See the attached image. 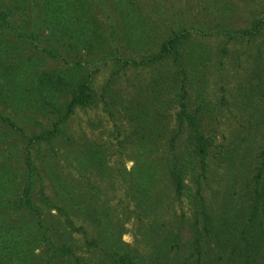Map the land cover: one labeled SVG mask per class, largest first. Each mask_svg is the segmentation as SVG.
<instances>
[{
    "label": "rangeland",
    "instance_id": "obj_1",
    "mask_svg": "<svg viewBox=\"0 0 264 264\" xmlns=\"http://www.w3.org/2000/svg\"><path fill=\"white\" fill-rule=\"evenodd\" d=\"M85 1L87 13L66 22L67 28L50 26L35 1L13 10L19 20H23L21 13L27 14L26 24H0V72L10 66L23 74L30 69L56 71L71 83L83 78L94 95L89 105L76 107L59 124L61 134L50 141L33 136L52 129L57 117L19 99L22 93L15 98L6 92L0 97V112L22 129L12 130L9 139L0 143V172L16 180L14 188L12 183L5 186L9 196L0 213L4 220L22 223L21 236L31 241L27 248L33 249V264L48 260L36 236L38 217L23 204L26 196L40 210L50 238L69 244L82 259L80 264H109L105 249L112 247L136 253L144 264H182L186 259L194 264L190 228L195 215L201 227V210L216 225L240 210L241 222L250 210L254 178L264 159V27L253 39L239 37L253 20L263 17L264 0ZM0 3L6 11L11 0ZM173 32H188L205 55L202 63L195 64L194 75L185 73L189 95L199 94L207 106L201 123L210 142L203 164L197 161L187 171L195 172L199 186L186 179L181 196L168 173L173 153L183 159L189 151L187 131L173 147L168 143L176 125L175 108L165 114L164 137L140 146L131 137L121 145L126 119L111 118L105 110L110 95L133 99L140 86L146 90L147 82L159 72L163 75L172 69L167 62L145 68L124 61L139 62L158 52ZM2 83L20 91L0 77ZM70 91L68 85L59 101H68ZM0 128L9 130L1 121ZM143 172L154 177L149 187ZM27 176L30 190L24 193ZM196 188L203 202L198 209L186 195L188 190L193 196ZM164 241L167 245L161 249ZM229 244L219 247L209 241L204 260L232 264ZM73 258L57 262L75 264Z\"/></svg>",
    "mask_w": 264,
    "mask_h": 264
},
{
    "label": "trees",
    "instance_id": "obj_2",
    "mask_svg": "<svg viewBox=\"0 0 264 264\" xmlns=\"http://www.w3.org/2000/svg\"><path fill=\"white\" fill-rule=\"evenodd\" d=\"M30 1L39 3L42 18L49 21L50 26L53 24L55 26L59 25L60 29L62 25L67 28L66 22L72 21L74 17L77 18L81 13H87L88 9L85 0H11V4H7L6 11L0 3V24L5 27L10 26L11 21L17 23V25L20 22L26 24L27 14L21 13L23 20H19L18 17H14L12 14H17L13 10H19V8L27 6ZM7 12L12 19L7 17ZM263 27L264 14L262 18L253 20L249 28L242 30L239 37L253 39L260 35ZM89 42L88 46H91ZM85 44L87 43L84 42L83 45ZM202 53L198 48V44L191 41L188 32H173L160 43L158 52L142 57L139 62L124 61L127 65L133 64L131 66L145 68L167 62L171 64L172 69L163 72V75L159 72L152 81L147 82L145 85L146 90L140 86L136 92L137 97L134 96L133 99H123L118 94L117 96L110 95L107 102H105V110L111 118L126 119L127 124H124L127 125V129H125L123 135L120 133L121 140L119 142L121 145H124L127 137H131L133 141H136L137 146L164 137L163 132L167 127V120H164L165 114L167 115L171 108H175L176 125L172 129L174 133L170 134L168 143L173 147L182 132L187 131L186 146L189 149L187 158L182 159L181 155L177 156L173 153L172 160L168 165L170 180L179 196L184 192L186 179H192L199 186L198 176L195 172L187 171L192 170L197 161L203 164V158L206 156L210 144L201 123V113L207 106H205L199 94L189 95L186 83L187 73H185L186 71L192 75L196 73L195 64L202 63L205 57ZM0 77L10 82L12 86L20 88L19 92H13L9 89L12 88L9 84L2 83L0 84V97L4 96L6 92H11L13 97L16 98L22 93L23 97L19 99H27L37 111L47 110L54 117H57V121L52 124V129H42L39 134L33 136V139L37 140L50 141L54 137L58 138L61 134L59 124L68 119L76 107L87 106L94 99L90 88L84 86L83 78L71 83L68 82L66 76L56 71L30 69L26 74H23L20 68L15 70L13 66H10L0 72ZM68 85L71 88V97L64 103L60 102L59 96ZM20 102L24 101L21 100ZM0 121L9 128L7 131L0 128V143H4L9 139L8 136L9 133L12 134V130H22L16 125L12 117L1 112ZM262 156L264 157V152ZM26 162L29 166L30 160L27 159ZM257 169L254 178L255 186L251 194L252 198H250V203L247 206L250 210L247 209L248 212L242 217L241 222L238 221L242 214L240 210H235V215L228 214V216L222 217L217 225L213 220L211 221L209 214L201 210V217L203 218L201 227L199 226L200 220L197 218L198 214L195 215L190 228L192 243L196 250L193 258L194 264H211L206 259L204 260V256L208 258V251L204 246H208L209 241L212 240L217 246L223 247L225 244L231 243L229 241L233 235L238 239L234 240L232 238L234 241L229 244L232 245L230 253L233 255L231 258L232 264H256L257 262L263 264L260 261L261 258L264 259V159H262L261 165ZM149 175V172H143L148 187L154 180V177ZM27 178L29 186L25 184L24 193H28L30 190L31 183L29 181H31V178L29 176ZM11 183L14 188L16 180L7 175V172H0V212L5 207L4 200L9 196V194H6L5 186ZM143 190L148 191L147 188H143ZM186 195L188 201L194 203L197 209L203 205L198 188H196L193 196L188 190ZM23 204L38 217L39 233L36 236L45 248L47 264H58V259L67 260L70 256L74 257L75 264L82 263V259L75 254L69 244L66 242L59 244L50 238L49 232L40 220V210L31 205L28 196H26ZM1 218L3 223L0 225V264H33L31 259L33 249L27 248L31 241L30 239L25 240L24 236H21V232L23 233L22 223L18 220H4L0 213ZM56 222L58 223L59 219ZM236 231L237 234L234 233ZM58 235L61 236L60 232ZM32 239H35V237L33 236ZM92 241L95 243L96 238L94 237ZM166 245L165 241L162 242L161 249H164ZM105 253L109 258V264H144L142 257L124 248H107ZM182 264H188V259Z\"/></svg>",
    "mask_w": 264,
    "mask_h": 264
}]
</instances>
